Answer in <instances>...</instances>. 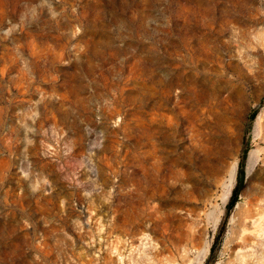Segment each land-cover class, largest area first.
Masks as SVG:
<instances>
[{
	"label": "rangeland",
	"instance_id": "rangeland-1",
	"mask_svg": "<svg viewBox=\"0 0 264 264\" xmlns=\"http://www.w3.org/2000/svg\"><path fill=\"white\" fill-rule=\"evenodd\" d=\"M0 264H264V0H0Z\"/></svg>",
	"mask_w": 264,
	"mask_h": 264
},
{
	"label": "trees",
	"instance_id": "trees-1",
	"mask_svg": "<svg viewBox=\"0 0 264 264\" xmlns=\"http://www.w3.org/2000/svg\"><path fill=\"white\" fill-rule=\"evenodd\" d=\"M236 198H237V187L234 190V195H233L232 200H231V202L229 204V208L230 209L234 206Z\"/></svg>",
	"mask_w": 264,
	"mask_h": 264
}]
</instances>
